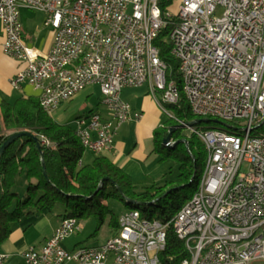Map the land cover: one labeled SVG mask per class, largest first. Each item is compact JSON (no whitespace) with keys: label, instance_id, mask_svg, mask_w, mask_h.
Here are the masks:
<instances>
[{"label":"built area","instance_id":"2783aa9c","mask_svg":"<svg viewBox=\"0 0 264 264\" xmlns=\"http://www.w3.org/2000/svg\"><path fill=\"white\" fill-rule=\"evenodd\" d=\"M158 2L0 0L2 52L24 64L12 84L37 89L48 115L97 85L109 116L79 118L75 133L90 154L111 152L116 128L142 117L121 100L122 89L147 85L169 117L166 105L179 99L153 46L172 18L171 12L162 15ZM177 5L167 41L182 92L194 116L219 120L230 131L191 128L206 160L197 191L170 221L188 255L180 264H264V0ZM22 8L44 13L43 25L53 32L46 53L24 43ZM118 220L117 232L103 244L68 251L62 242L79 230V222L62 219L39 250L23 253V264H161L167 225L137 211H124ZM3 259L1 254L0 264Z\"/></svg>","mask_w":264,"mask_h":264},{"label":"trees","instance_id":"16d2710c","mask_svg":"<svg viewBox=\"0 0 264 264\" xmlns=\"http://www.w3.org/2000/svg\"><path fill=\"white\" fill-rule=\"evenodd\" d=\"M174 2L178 4V0H159L163 16L170 12L169 7ZM176 19L172 13V18L157 34L153 46L167 66L166 81L173 82L179 99L175 105H166L171 117L154 130L152 138L153 152L159 162L172 158L178 164L176 179L172 183L138 188L103 153L94 154L96 156L91 162L83 163L82 158L87 151L74 126V121L80 117L73 121V126L70 123L58 124L42 110L38 98L21 97L9 103L3 100L0 102V147L14 133L24 131L29 135L11 143L0 158V244L9 237L12 225L22 218L58 207L62 208V219L72 217L78 222L94 219L97 230L107 219L111 231L116 233L119 216H115L105 202L117 200L124 205L125 211H137L141 218L167 225L165 248L159 255L161 264H180L188 258L185 246L177 238L170 221L197 191L206 151L192 132L183 136L179 128L171 133L170 143L173 144L163 145L169 129L178 126L179 122L188 124L201 120L192 114L182 92L179 64L167 41ZM206 119V123L198 122L192 127L230 132L221 121ZM19 174L24 175L27 181L22 197L11 190Z\"/></svg>","mask_w":264,"mask_h":264},{"label":"crops","instance_id":"0c3cea01","mask_svg":"<svg viewBox=\"0 0 264 264\" xmlns=\"http://www.w3.org/2000/svg\"><path fill=\"white\" fill-rule=\"evenodd\" d=\"M44 19L45 15L42 12L19 9L24 43L42 53L49 51L53 40L52 30L43 25ZM3 39L5 38L0 23V102L5 100L9 103L21 97L38 98L39 91L31 85L24 83L14 86L12 84V80L17 72L24 67V64L4 55L2 52ZM93 88L99 90L97 85H92L82 92ZM120 98L130 105L133 112H140L142 117L138 121L130 119L120 124L113 136L114 147L112 151L104 154L138 188L153 184L172 183L179 172L175 176H168L167 169L169 166L159 162L158 157L153 152V132L156 128L162 127L164 122L160 110L148 94V89L145 85L136 88H124L120 92ZM58 109L54 111L56 114ZM95 113L103 116L100 111ZM88 116L89 114L85 115L84 118ZM95 156L87 151L83 155V163L91 162ZM61 212V209L43 210L38 215L22 218L19 222L13 224L9 237L0 244V255L4 256L2 264H23V253L25 251L29 248L39 250L54 234L62 219ZM87 226V222L83 224L79 222V230L66 238L62 242V247L65 250L72 251L86 245L99 246L115 234L110 231L104 240L91 244L87 242L88 237L85 233Z\"/></svg>","mask_w":264,"mask_h":264},{"label":"rangeland","instance_id":"374dc122","mask_svg":"<svg viewBox=\"0 0 264 264\" xmlns=\"http://www.w3.org/2000/svg\"><path fill=\"white\" fill-rule=\"evenodd\" d=\"M177 6H178L177 2L172 3L169 7L170 12L176 13ZM145 87L147 88V85H145ZM97 111H100V113L103 115L104 118H108L109 113L106 109V106L102 103V96L97 88H93V89L85 90L84 92L78 94L77 96L72 98V100H70L69 102L66 103L64 102L61 105L60 109H58V113L56 114V112H54L50 117L55 123L58 124L70 123L73 126V121L75 119L79 117H84L85 115L90 114V112L95 113ZM160 113L164 122L169 116L165 113H162L161 111ZM167 113L171 115V112H169L168 110ZM179 129L183 136H187L191 133V130L189 128L183 127ZM161 163H164L165 165L169 166L167 169L168 176L171 177L175 176L179 172L178 164L172 158H166L165 160H162ZM242 169L246 170L245 167ZM26 183L27 181L24 175L19 174L11 190L17 193L20 197H22L26 190V185H27ZM105 204L115 216H120V214L125 211V207H123L124 205L117 200H107ZM58 209L62 210L61 207H58ZM106 220L99 227L98 230H97V224L94 221V219H87L85 221H80L81 224H83L84 222H87L88 224L85 232L88 237L87 242H90L91 244H96L104 240L109 235L108 233H110L111 228L109 227L108 221Z\"/></svg>","mask_w":264,"mask_h":264},{"label":"water","instance_id":"95a60500","mask_svg":"<svg viewBox=\"0 0 264 264\" xmlns=\"http://www.w3.org/2000/svg\"><path fill=\"white\" fill-rule=\"evenodd\" d=\"M207 121H208L207 119L196 120V121H193V122L188 123V124H187V127L190 128L191 126H193L194 124H196V123H198V122H204V123H206ZM183 127H184L183 125H179V126H176V127H173V128H171V129H169L168 134H167L166 137L163 139V145L166 146V145L169 144V142H170V137H171V133L173 132L174 129H176V128H183ZM26 135H29V134L26 133V132H24V131H23V132H19V133H14V134L10 135V136L5 140V142L1 145V147H0V158H1L2 154L4 153L5 149H6L11 143H13V142H14L15 140H17L18 138L23 137V136H26ZM182 142H183L184 144H186V142H185L184 140H182ZM42 167L44 168L43 163H42ZM43 174L45 175L44 170H43Z\"/></svg>","mask_w":264,"mask_h":264},{"label":"bare ground","instance_id":"6f19581e","mask_svg":"<svg viewBox=\"0 0 264 264\" xmlns=\"http://www.w3.org/2000/svg\"><path fill=\"white\" fill-rule=\"evenodd\" d=\"M80 118H84V117H80ZM180 124L183 125L184 128H185V127H186V128H189V127H187V124H184V123L182 124V123L179 122V125H180ZM179 125H178V126H179ZM191 128H192V126H191L189 129L191 130ZM169 143H170V142H169Z\"/></svg>","mask_w":264,"mask_h":264}]
</instances>
